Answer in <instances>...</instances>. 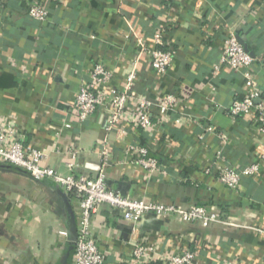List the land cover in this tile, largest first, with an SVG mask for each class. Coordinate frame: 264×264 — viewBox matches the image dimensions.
Instances as JSON below:
<instances>
[{
    "label": "crops",
    "instance_id": "1",
    "mask_svg": "<svg viewBox=\"0 0 264 264\" xmlns=\"http://www.w3.org/2000/svg\"><path fill=\"white\" fill-rule=\"evenodd\" d=\"M33 2L48 8L46 23L28 16ZM164 28L176 50L172 65L156 74L149 57L141 56L133 89L148 98L174 93L179 101L163 125L152 110L154 142L123 124L126 143L148 145L157 158L160 170L148 173L136 153L126 154L116 135L105 132L98 113L78 126L69 110L97 62L113 74L108 86L121 87L136 56L130 29L152 47L154 33ZM230 31L255 61L214 76ZM245 75L264 92V0H0V116H9L26 143L45 154L44 165L67 174V163L74 162L95 174L99 143L107 138L112 155L103 172L122 195L184 209L207 206L231 223L147 214L134 236L118 211L101 206L92 225L105 264H134V241L153 249L148 264H166L164 257L184 250L194 252L199 264H264V235L256 230L264 229V133L251 117L228 114L231 101L247 93ZM180 115L193 121L182 125ZM207 124L213 132L203 131ZM71 150L78 151L75 159ZM255 161L258 174L244 176L235 190L216 172L204 173L206 167L240 169ZM66 244L64 209L51 181L0 165V264H60Z\"/></svg>",
    "mask_w": 264,
    "mask_h": 264
},
{
    "label": "built area",
    "instance_id": "2",
    "mask_svg": "<svg viewBox=\"0 0 264 264\" xmlns=\"http://www.w3.org/2000/svg\"><path fill=\"white\" fill-rule=\"evenodd\" d=\"M28 16L44 24L48 21L50 12L45 6L33 2L27 8ZM131 31V38L136 48V56L132 68L119 89L110 88L112 72L102 62H97L87 80L82 81L75 101L70 107L69 114L78 126L86 123L94 114L98 113L103 122V128L109 135L114 133L116 139L124 144L126 154H137L135 160L148 173L159 171L160 166L148 145L128 144L125 141L126 129L123 124L138 128L147 136L148 142L156 141L158 129L152 118V110H157L159 125L167 123L168 112L178 103L179 98L174 93L165 96L148 98L138 94L134 89L137 61L143 55L149 57V63L156 74H165L174 61L176 50L165 40L166 29L157 30L152 38V47H148L141 33ZM255 59L238 41L234 32L230 31L224 38V48L219 63L214 66L213 75L217 76L222 68L242 69L252 66ZM244 84L247 93L242 98L233 99L228 107L231 118L248 116L256 123L259 133H264V92L253 76L245 75ZM136 102L135 108L130 103ZM187 115H180L176 122L187 125L192 122ZM204 132H213L212 125L203 126ZM203 139V133L199 136ZM223 142L226 138L219 134ZM75 159L78 151L69 152ZM264 158V152H259ZM112 155L111 144L108 139L99 143L100 163L95 174H87L78 170L74 162L67 163L69 172L62 174L53 167L42 162L45 154L26 143L23 133L9 116H0V163L16 166L25 171L34 180H49L55 187L61 188L68 196L77 216V239L71 264H105L106 253L97 243L92 225V216L101 206L118 211L122 220L127 223L132 235H137L141 221L147 214L157 216L176 215L185 222L194 223L202 220L231 224L207 206L194 205L184 209L180 205L147 202L124 196L114 186L109 185L103 168L110 163ZM260 163L255 161L244 168L224 165L219 168L206 167L204 173L216 172L217 177L229 190L239 187L244 176L257 175ZM163 173V172H162ZM76 204V205H75ZM264 235V229H256ZM153 249L140 241L133 242L131 262L134 264H148L152 261ZM166 264H199L194 252L184 250L171 254L162 259Z\"/></svg>",
    "mask_w": 264,
    "mask_h": 264
},
{
    "label": "water",
    "instance_id": "3",
    "mask_svg": "<svg viewBox=\"0 0 264 264\" xmlns=\"http://www.w3.org/2000/svg\"><path fill=\"white\" fill-rule=\"evenodd\" d=\"M240 42L244 46V49L248 52V48L246 47V44L241 40ZM250 54L252 55V53ZM0 165L21 170L20 168L16 166H12L8 164L0 163ZM56 194L61 200V203L64 209L66 240H67L65 252L63 254L60 264H71L73 253H74V246H75V242L77 239V216H76V212L74 210V207L72 205V202L68 194L58 187H56Z\"/></svg>",
    "mask_w": 264,
    "mask_h": 264
},
{
    "label": "trees",
    "instance_id": "4",
    "mask_svg": "<svg viewBox=\"0 0 264 264\" xmlns=\"http://www.w3.org/2000/svg\"><path fill=\"white\" fill-rule=\"evenodd\" d=\"M52 183V182H51ZM52 185L54 186V184L52 183ZM71 197V195H69Z\"/></svg>",
    "mask_w": 264,
    "mask_h": 264
}]
</instances>
